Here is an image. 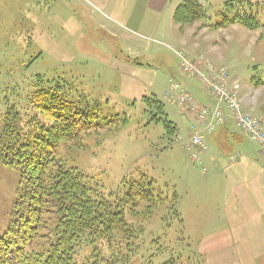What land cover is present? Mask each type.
Returning <instances> with one entry per match:
<instances>
[{
    "label": "rangeland",
    "instance_id": "1",
    "mask_svg": "<svg viewBox=\"0 0 264 264\" xmlns=\"http://www.w3.org/2000/svg\"><path fill=\"white\" fill-rule=\"evenodd\" d=\"M182 1L0 0V114L10 105L25 111L38 79L42 88L61 83L73 98L98 103L99 127L61 146L57 158L85 173L101 192L118 191L124 180L142 176L157 188L164 202L151 215L142 205L130 221L145 231L130 264H264L263 242L244 232L254 230L253 222L235 221L233 201L241 195L228 185L229 165L244 158L261 163L255 156L260 148L231 127L229 133L244 140L205 137L207 152L198 166L185 149L193 119L165 100L177 94L171 79L204 107L211 105L207 89L235 90L242 113L264 126V86L251 84L253 74L264 70V30L174 25L172 13ZM196 1L212 24L229 0ZM183 61L223 69L228 81L224 88L215 79L199 82L183 72ZM142 97L162 103L163 114ZM165 122L177 128L176 135ZM19 178L17 169L0 165V236L10 225ZM53 217L49 209L42 215L45 228L25 242L29 252L41 248Z\"/></svg>",
    "mask_w": 264,
    "mask_h": 264
},
{
    "label": "trees",
    "instance_id": "2",
    "mask_svg": "<svg viewBox=\"0 0 264 264\" xmlns=\"http://www.w3.org/2000/svg\"><path fill=\"white\" fill-rule=\"evenodd\" d=\"M217 17L211 24L206 8L196 0H183L172 13L173 23L181 26L198 22L210 31L233 25L264 30V1L229 0ZM256 72L251 84L262 87L264 70ZM42 83L38 79L31 85L25 111L10 105L0 114V165L20 172L10 225L0 236V264H130L145 232L130 221L142 205L151 215L164 199L144 176L124 180L118 191L101 192L85 173L60 161L61 146L79 142L99 127L100 106L82 95L73 98L61 83L45 88ZM140 101L163 114L159 101ZM165 124L175 135L176 127ZM231 137L237 143L244 140L238 134ZM48 209L54 214L53 227L43 236L41 248L29 252L25 242L45 228L41 220Z\"/></svg>",
    "mask_w": 264,
    "mask_h": 264
},
{
    "label": "built area",
    "instance_id": "3",
    "mask_svg": "<svg viewBox=\"0 0 264 264\" xmlns=\"http://www.w3.org/2000/svg\"><path fill=\"white\" fill-rule=\"evenodd\" d=\"M182 68L183 72L197 78L199 82L209 83L215 79L224 88L226 81H228V74L223 69H206L194 61H183ZM170 83L171 91H175L177 94L168 93L165 100L179 107L182 113L193 119V123L189 127L192 136L185 149L195 164L201 166L200 156L207 152L205 137L213 134L230 120L244 138L260 148L258 154L264 158V126L253 116L242 113L235 90H225L224 88L220 91L217 88L215 92V89H207L212 105L204 107L194 103L174 79H171ZM219 94L220 97H218ZM233 158L231 157V159Z\"/></svg>",
    "mask_w": 264,
    "mask_h": 264
},
{
    "label": "crops",
    "instance_id": "4",
    "mask_svg": "<svg viewBox=\"0 0 264 264\" xmlns=\"http://www.w3.org/2000/svg\"><path fill=\"white\" fill-rule=\"evenodd\" d=\"M210 104L211 103H209V105ZM227 122L222 127L217 129L211 135L213 136L211 138H214L215 134L219 136L232 135L229 133L231 127L235 130L236 128L232 123L229 125ZM227 127H229V129ZM225 131H227V134ZM255 156L262 160L261 163H256L244 158L243 161L239 163H231L232 165H229L231 168L228 171V185L231 189L233 188L241 195L237 201H233L238 203L237 210L240 214V216L238 213L236 214L235 221H252L254 230H244V232H254L256 238L263 242L264 247V158H262L258 152L255 153Z\"/></svg>",
    "mask_w": 264,
    "mask_h": 264
}]
</instances>
